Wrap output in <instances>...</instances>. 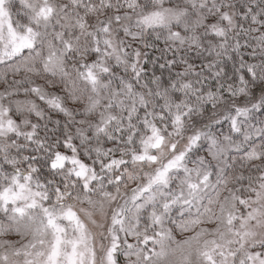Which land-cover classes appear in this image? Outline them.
Instances as JSON below:
<instances>
[{"label": "snow or ice", "instance_id": "1", "mask_svg": "<svg viewBox=\"0 0 264 264\" xmlns=\"http://www.w3.org/2000/svg\"><path fill=\"white\" fill-rule=\"evenodd\" d=\"M0 264H264V0H0Z\"/></svg>", "mask_w": 264, "mask_h": 264}]
</instances>
